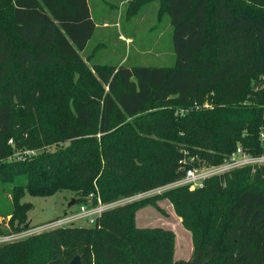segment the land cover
<instances>
[{"label": "trees", "instance_id": "obj_1", "mask_svg": "<svg viewBox=\"0 0 264 264\" xmlns=\"http://www.w3.org/2000/svg\"><path fill=\"white\" fill-rule=\"evenodd\" d=\"M4 1L0 96L22 98L21 80L31 90L24 100L33 112L44 95L39 71L83 68L82 53L98 24L89 0ZM231 1L214 0L212 7L211 0H163L175 64L115 66L101 74L108 91H94L75 114L43 132L32 129L30 119L18 124L13 105L0 103V185L10 186L11 202L0 203V236L20 231L33 208L22 202L27 193L74 189L83 190L76 202L92 193L112 202L175 183L189 168L220 164L239 145L264 153V0H245L243 10ZM147 134L151 140L140 147ZM33 140L57 148L16 160L20 167L1 163L17 149L35 148ZM209 184L233 196L214 216L207 213ZM175 191L172 203L197 239L188 260H173L172 230L136 227L134 202L108 209L93 227H56L0 244V264H71L77 256L81 264H264V167L235 169ZM192 203L204 204L201 230L198 222L188 224L184 211Z\"/></svg>", "mask_w": 264, "mask_h": 264}, {"label": "rangeland", "instance_id": "obj_2", "mask_svg": "<svg viewBox=\"0 0 264 264\" xmlns=\"http://www.w3.org/2000/svg\"><path fill=\"white\" fill-rule=\"evenodd\" d=\"M1 1L2 3L5 2L0 0V4ZM89 2L98 27L94 37L82 53L86 62L85 66L83 68L52 66L39 71V79L44 86V95L37 102L33 112L27 111L28 107L24 100V96H29L31 90L28 84L21 80H18L17 84L23 92L22 98L11 100L8 97L0 96V103L13 105L18 124L30 119L31 128L36 132H43L47 127H54L63 119L71 117L94 91L104 89L108 91L107 83L101 74H110L115 66L118 67L122 64L130 66H172L175 64L176 56L172 41L173 27L169 15L164 12L163 0H89ZM244 2L245 0H232L231 6L236 9L245 4ZM211 3L213 7L214 0H211ZM240 10H243V7ZM211 23L212 20L210 19ZM98 135L100 136V134ZM146 137H148L146 141L139 138L140 147H144L151 140L149 134ZM31 138L34 139L33 136ZM31 144L35 148L26 149L33 150L34 156L57 148L55 143L41 145L33 140ZM26 158L30 157L23 154V149H17L4 158L1 163H14L16 168L20 167L16 160ZM123 161L126 166L129 165L128 159H123ZM16 171L20 172V169ZM179 186L182 185H178L176 182L170 183L142 196L134 194L131 198L118 197L112 201L123 200L121 204L138 203L135 215L136 227L149 230L156 228L172 230L174 261L190 259L197 242L196 235L194 236L193 231L185 227L183 217L177 213L172 203V196L175 195V190ZM9 188L8 184L0 185V203L4 207L11 204ZM207 188L210 192L207 213L214 216L218 207L225 212L233 196L230 194L219 195L213 192V186L210 184ZM81 193L83 190L74 189H61L53 196L46 197L32 196L27 193L22 202H30L33 208L27 212L25 222L20 225V231L14 234L11 240L0 236V244L25 240L34 235H47L49 230L56 228L55 222L57 220L66 216V213L79 210V202L72 206L69 204L72 200H77ZM148 198H151V201ZM184 212L189 216V225H195L198 222L199 230L203 228L202 224L199 223L200 216L205 212L203 203L198 205L192 203V206ZM0 221H4V219L0 217ZM85 224H87L86 221H79L73 226L81 227ZM199 234H201L200 231ZM124 264L135 263L131 259H126Z\"/></svg>", "mask_w": 264, "mask_h": 264}, {"label": "built area", "instance_id": "obj_3", "mask_svg": "<svg viewBox=\"0 0 264 264\" xmlns=\"http://www.w3.org/2000/svg\"><path fill=\"white\" fill-rule=\"evenodd\" d=\"M260 138L264 145V128L261 129ZM11 144H14L13 140H10ZM23 154L26 156H34L33 150H23ZM22 159V157H20ZM250 167L253 171L260 167H264V153L259 155H253L245 151L241 145H239L235 151L232 152L224 161L217 165L199 166L189 168L186 176L177 181L178 185H189L190 188H198L203 186L204 181L212 176L222 175L232 170ZM145 193H141L138 196H142ZM131 198V197H130ZM96 200V201H95ZM123 200L116 202H104L99 196L90 194L87 202H81L79 210L71 213H66V216L55 222V227L73 225L79 221H86L87 224L83 227H93L97 224L98 219L108 209L121 205ZM14 235L4 236L7 240H11Z\"/></svg>", "mask_w": 264, "mask_h": 264}, {"label": "water", "instance_id": "obj_4", "mask_svg": "<svg viewBox=\"0 0 264 264\" xmlns=\"http://www.w3.org/2000/svg\"><path fill=\"white\" fill-rule=\"evenodd\" d=\"M76 203V200H72L69 204V206H72ZM71 264H81L80 257H75L72 261ZM206 264V263H205Z\"/></svg>", "mask_w": 264, "mask_h": 264}]
</instances>
